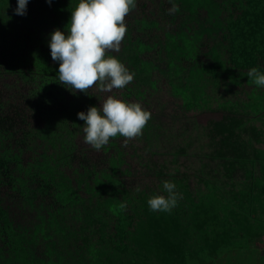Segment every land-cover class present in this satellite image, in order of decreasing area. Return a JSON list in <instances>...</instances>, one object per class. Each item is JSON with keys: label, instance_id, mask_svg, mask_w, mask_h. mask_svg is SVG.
<instances>
[{"label": "trees", "instance_id": "16d2710c", "mask_svg": "<svg viewBox=\"0 0 264 264\" xmlns=\"http://www.w3.org/2000/svg\"><path fill=\"white\" fill-rule=\"evenodd\" d=\"M79 2L29 0L17 15L18 0H0V264H249L264 235V86L246 73L264 72V44L235 60L230 35L251 0H172L171 15L169 0H136L120 51L106 53L134 80L110 94L58 79L51 33L67 35ZM108 95L152 113L142 152L201 155L209 191L171 212L150 210L154 191L133 196L131 150L117 135L96 151L78 118ZM176 110L185 122H165ZM204 110L223 114L200 126Z\"/></svg>", "mask_w": 264, "mask_h": 264}, {"label": "clouds", "instance_id": "9594fccd", "mask_svg": "<svg viewBox=\"0 0 264 264\" xmlns=\"http://www.w3.org/2000/svg\"><path fill=\"white\" fill-rule=\"evenodd\" d=\"M28 3L29 0H18L16 14L25 15ZM169 3L172 4L168 9L170 15L180 11L172 0ZM135 8L136 0H80L71 11L67 35L60 29L51 33L49 47L53 61L60 65V84L67 85L73 94L77 91L89 94L94 87L110 94L133 82L135 73L106 53L120 51L127 32L125 17ZM246 76L250 83L264 86V72L258 68H251ZM151 116L140 103L125 102L115 95H108L100 107L92 106L87 113H78V118L85 122L84 141L96 151L117 135L126 138L125 144L142 136ZM163 189L167 195L158 194L147 201L153 212H171L178 203L180 193L175 191V183L164 181ZM136 191H141L139 186Z\"/></svg>", "mask_w": 264, "mask_h": 264}, {"label": "rangeland", "instance_id": "374dc122", "mask_svg": "<svg viewBox=\"0 0 264 264\" xmlns=\"http://www.w3.org/2000/svg\"><path fill=\"white\" fill-rule=\"evenodd\" d=\"M264 10V0H251L250 8L238 17L231 27V41L235 60H241V49L244 47L251 48V42L256 40L257 47L260 49L264 44V19L260 16V11ZM223 112L214 110H204L195 115L196 123L205 126L210 121L222 116ZM185 118L176 110L165 122L180 124ZM185 122V121H184ZM125 139L119 136L116 144L119 147H125L131 150V157L127 163L130 168V174L125 177V188L131 189L132 195L137 196V186L141 191H154V196L158 194L167 195L163 189V182L170 181L175 183L180 198L184 197L186 192L207 193L213 182V174L205 167L201 155L195 157H173L169 155H152L151 153L142 152L136 138L129 140L125 144ZM139 198V197H138ZM137 202V198H135ZM176 211V207L172 209ZM264 227V224H263ZM252 255L249 264H264V235L261 241L252 240ZM262 260V261H261Z\"/></svg>", "mask_w": 264, "mask_h": 264}]
</instances>
